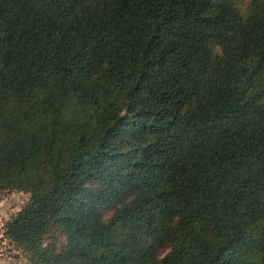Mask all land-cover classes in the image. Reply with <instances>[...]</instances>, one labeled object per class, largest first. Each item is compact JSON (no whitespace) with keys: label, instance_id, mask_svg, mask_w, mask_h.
I'll use <instances>...</instances> for the list:
<instances>
[{"label":"trees","instance_id":"16d2710c","mask_svg":"<svg viewBox=\"0 0 264 264\" xmlns=\"http://www.w3.org/2000/svg\"><path fill=\"white\" fill-rule=\"evenodd\" d=\"M9 190L27 264H264V0H0Z\"/></svg>","mask_w":264,"mask_h":264},{"label":"rangeland","instance_id":"374dc122","mask_svg":"<svg viewBox=\"0 0 264 264\" xmlns=\"http://www.w3.org/2000/svg\"><path fill=\"white\" fill-rule=\"evenodd\" d=\"M27 198L25 191L9 190L0 195V264H27L22 251L4 237L3 225L18 211Z\"/></svg>","mask_w":264,"mask_h":264}]
</instances>
